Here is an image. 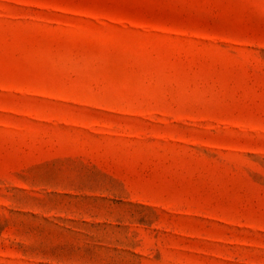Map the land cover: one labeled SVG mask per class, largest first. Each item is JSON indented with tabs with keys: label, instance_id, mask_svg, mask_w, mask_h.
I'll return each mask as SVG.
<instances>
[{
	"label": "rangeland",
	"instance_id": "rangeland-1",
	"mask_svg": "<svg viewBox=\"0 0 264 264\" xmlns=\"http://www.w3.org/2000/svg\"><path fill=\"white\" fill-rule=\"evenodd\" d=\"M0 264H264V0H0Z\"/></svg>",
	"mask_w": 264,
	"mask_h": 264
}]
</instances>
